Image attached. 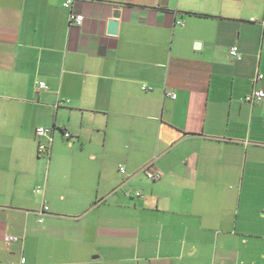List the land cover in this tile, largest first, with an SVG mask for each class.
<instances>
[{"label": "crops", "instance_id": "0c3cea01", "mask_svg": "<svg viewBox=\"0 0 264 264\" xmlns=\"http://www.w3.org/2000/svg\"><path fill=\"white\" fill-rule=\"evenodd\" d=\"M66 1L0 0V264H264V0Z\"/></svg>", "mask_w": 264, "mask_h": 264}, {"label": "built area", "instance_id": "2783aa9c", "mask_svg": "<svg viewBox=\"0 0 264 264\" xmlns=\"http://www.w3.org/2000/svg\"><path fill=\"white\" fill-rule=\"evenodd\" d=\"M74 4V0H67L64 3L65 7L71 8ZM83 20V16L76 14L74 12H72L71 16H70V21L72 24H77L80 25L82 23ZM179 23H181V21H179ZM230 55L232 56L233 59H235L236 61H241L244 58V55L242 53V51L240 50V48L237 45H234L231 47L230 49ZM264 78V75L262 73H258L256 78H255V83L256 82H260L262 81ZM38 88L39 90H45L48 88L47 84L44 82H40L38 83ZM144 89H148L147 86H144ZM170 96L172 98H176V94L175 93H170ZM244 101L245 102H249L252 104H256L259 105L260 103H262L264 101V88H255L251 93H249L247 96L244 97ZM37 134L39 136V142H38V152L39 154H44L45 156H49L51 153V149H52V144L55 140V128H45V127H39L37 129ZM63 135L65 138L71 140L73 135L71 134V132H69L68 130L63 131ZM45 139V140H43ZM122 173H127V169L124 165H122L120 167ZM145 172L148 176L149 179L153 180V181H158L162 178V173L160 171H157L153 168V166H148L145 169ZM39 190V189H38ZM130 194V193H128ZM138 195H142V192H137ZM46 209H49V207L47 206ZM17 237L14 236H7V241H15L17 240ZM23 262H25V259H23Z\"/></svg>", "mask_w": 264, "mask_h": 264}, {"label": "water", "instance_id": "95a60500", "mask_svg": "<svg viewBox=\"0 0 264 264\" xmlns=\"http://www.w3.org/2000/svg\"><path fill=\"white\" fill-rule=\"evenodd\" d=\"M167 0H162V5H166ZM119 18H120V12L116 11L114 18L109 21V34L116 35L118 33L119 28Z\"/></svg>", "mask_w": 264, "mask_h": 264}, {"label": "rangeland", "instance_id": "374dc122", "mask_svg": "<svg viewBox=\"0 0 264 264\" xmlns=\"http://www.w3.org/2000/svg\"><path fill=\"white\" fill-rule=\"evenodd\" d=\"M45 128H46V127H45ZM49 129H51V128H49ZM39 140H40V139L38 138V141H39ZM43 140H45V139H43ZM40 155L43 156L44 154L41 153ZM44 156H45V155H44ZM45 157H46V156H45ZM38 189H39V191H40V190H41V187H40V188H39V187L36 188V190H38ZM128 193H131V192H128Z\"/></svg>", "mask_w": 264, "mask_h": 264}, {"label": "trees", "instance_id": "16d2710c", "mask_svg": "<svg viewBox=\"0 0 264 264\" xmlns=\"http://www.w3.org/2000/svg\"><path fill=\"white\" fill-rule=\"evenodd\" d=\"M63 131H66L65 129Z\"/></svg>", "mask_w": 264, "mask_h": 264}]
</instances>
